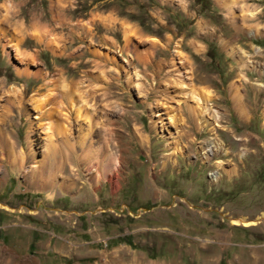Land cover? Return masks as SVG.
Returning <instances> with one entry per match:
<instances>
[{
  "label": "rangeland",
  "instance_id": "obj_1",
  "mask_svg": "<svg viewBox=\"0 0 264 264\" xmlns=\"http://www.w3.org/2000/svg\"><path fill=\"white\" fill-rule=\"evenodd\" d=\"M133 257L264 264V0H0V264Z\"/></svg>",
  "mask_w": 264,
  "mask_h": 264
},
{
  "label": "bare ground",
  "instance_id": "obj_2",
  "mask_svg": "<svg viewBox=\"0 0 264 264\" xmlns=\"http://www.w3.org/2000/svg\"><path fill=\"white\" fill-rule=\"evenodd\" d=\"M66 93H65V98L68 100V102L69 103H72V106L73 107H75V105H74V103H73V100H72V96L74 95V91H73V89L72 90H64ZM59 93V92H58ZM18 96V95H17ZM60 96V95H59ZM63 96H64V94H63ZM56 97L55 96H53L51 99H49V101H52V102H55V103H53V104H57V106H55V107H53V109L51 110V111H48L47 113H45L44 112V115L46 116V117H50V119L51 118H54V116H55V118L57 119V120H59V119H70L66 114L65 115H63L62 113L60 114V112H61V104L60 103H57L56 102ZM196 100H197V102H198V104L202 107V109H203V111L201 112L202 114H203V116H207V115H209L210 114V112H211V108H210V105H209V99L208 98H202V97H197L196 96ZM58 101V100H57ZM61 103H63V102H61ZM44 105V104H43ZM82 106V105H81ZM42 107V106H41ZM63 107V106H62ZM45 109V108H44ZM55 109V110H54ZM39 110V109H38ZM40 112H41V114H40V117L38 116L37 117V119H40V118H42V116H43V111H42V108H40V110H39ZM39 112V113H40ZM56 114V115H55ZM65 117V118H64ZM91 117H93V116H91ZM213 117V116H212ZM215 118H216V120H217V117H216V115L214 116ZM88 118V117H87ZM75 119V121L76 122H79L80 120L79 119H81V115H79V114H77L76 115V117L74 118ZM89 119V118H88ZM207 121H209V119H207ZM204 122H206V121H204ZM79 123H81V122H79ZM81 125V124H80ZM59 126H61V125H59ZM88 132L89 133H87V134H91V132H92V128L91 127H89L88 129ZM100 137H101V139H102V136H104V135H108L109 134V130H107V129H102V130H100V131H98V132H96ZM111 135V134H110ZM107 137V136H106ZM106 137H103V141H102V143L104 144V146L102 147V149H89V150H87V151H85V153H84V160H86L87 159V157L89 156L91 159H92V161H94L93 162V164H92V166H94L95 167V172H96V176H99V177H102V175H104V176H106L107 178H109V180L110 181H112V182H114L115 180H114V178H116L117 177V166H118V159L117 158H114L112 155L113 154H111V152H110V150H109V147L111 146H109V144H110V140L109 139H104V138H106ZM109 138V137H108ZM82 140H81V146L83 147V145H84V141H85V137L84 138H81ZM216 144H215V142L213 141V140H211L210 142H209V144L207 145V147L205 148V151H204V153L206 154V156H210L213 152H214V146H215ZM218 145V144H217ZM65 146V145H64ZM80 146V145H79ZM71 147V145L70 144H67L66 145V148L68 149V155L67 156H69V157H71L73 154H72V152L70 151V148ZM216 148H218L217 146H216ZM50 151V150H49ZM58 151V150H57ZM59 153V152H58ZM60 155V154H59ZM74 156V155H73ZM88 157V159L90 160V158ZM68 158V157H67ZM82 161V160H81ZM53 165V164H52ZM54 171V170H53ZM46 173V172H45ZM45 173L41 170L40 172H39V178H41L42 179V181H44V184H48L45 180H44V178L45 177H47L46 175H48V177L49 176H51V172L50 171H47V173H46V175H45ZM218 174L217 173H212L211 175H210V178L212 179V180H214V181H216L215 179H217L218 177ZM52 177V176H51ZM48 179V178H47ZM119 186H114V189H116V188H118ZM117 190V189H116ZM239 223H242V225L244 226V227H249V226H252L253 224H254V221H248V220H245V219H241V221L239 220V221H233V224H235V225H238ZM140 258H137V257H133L132 259H131V264H158V263H148V262H146L145 263V261H142V259H140ZM160 264V263H159Z\"/></svg>",
  "mask_w": 264,
  "mask_h": 264
}]
</instances>
